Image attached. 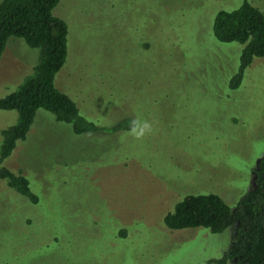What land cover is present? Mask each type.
<instances>
[{
  "label": "rangeland",
  "instance_id": "374dc122",
  "mask_svg": "<svg viewBox=\"0 0 264 264\" xmlns=\"http://www.w3.org/2000/svg\"><path fill=\"white\" fill-rule=\"evenodd\" d=\"M264 0H61L69 59L56 86L104 130L76 134L39 110L4 166L30 181L38 203L0 181V264H215L238 226L169 230L188 195L236 207L264 157V58L229 88L242 47L213 35L218 12ZM38 52L12 39L0 99L32 72ZM147 119L142 141L111 132ZM18 114L0 110L2 131Z\"/></svg>",
  "mask_w": 264,
  "mask_h": 264
},
{
  "label": "trees",
  "instance_id": "16d2710c",
  "mask_svg": "<svg viewBox=\"0 0 264 264\" xmlns=\"http://www.w3.org/2000/svg\"><path fill=\"white\" fill-rule=\"evenodd\" d=\"M60 2L0 0V63L12 39L38 52L32 72L13 93L0 99V110L18 114L16 124L1 133L0 181L35 204L38 197L28 178L7 169L4 162L18 143L26 140L38 111L53 114L79 135L104 130L84 117L75 100L56 86L57 76L69 59V28L54 14ZM213 35L222 44L242 47L238 69L229 84L230 90H238L254 60L264 58V12L249 2L233 11L222 10L215 17ZM131 120L109 131L127 130ZM254 184L234 208L219 194L188 195L166 215L164 224L172 231L206 229L215 235L238 226L229 250L214 263L264 264V157L254 170Z\"/></svg>",
  "mask_w": 264,
  "mask_h": 264
},
{
  "label": "clouds",
  "instance_id": "9594fccd",
  "mask_svg": "<svg viewBox=\"0 0 264 264\" xmlns=\"http://www.w3.org/2000/svg\"><path fill=\"white\" fill-rule=\"evenodd\" d=\"M153 123L147 119L137 117L129 122L126 136L132 137L136 141H142L147 136L153 134Z\"/></svg>",
  "mask_w": 264,
  "mask_h": 264
}]
</instances>
